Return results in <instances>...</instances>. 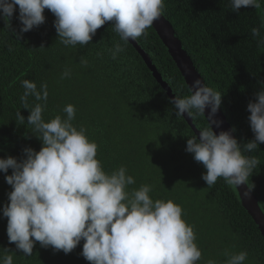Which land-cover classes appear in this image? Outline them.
I'll return each instance as SVG.
<instances>
[{
	"label": "trees",
	"instance_id": "1",
	"mask_svg": "<svg viewBox=\"0 0 264 264\" xmlns=\"http://www.w3.org/2000/svg\"><path fill=\"white\" fill-rule=\"evenodd\" d=\"M232 11L230 0H164L163 15L205 85L222 94L220 108L242 153L258 160L247 184L264 212V143L244 153L245 144L255 138L247 106L264 89V46H258L251 33L261 24L264 3L259 10ZM43 14L45 23L19 39L18 6L9 25L0 19V158L12 156L19 161L24 158L22 149H41L38 134L27 125L30 113L20 101L21 81H33L38 87L47 83L45 121L56 115L66 117L62 109L74 105L73 124L86 128L89 139L97 143V159L106 172L124 166L136 181L129 190L148 184L153 199H171L182 207L183 219L195 226L202 251L197 264L208 259L224 264L226 249L247 251L245 264H264V235L243 207L235 186L218 178L208 187L201 178L206 169L185 150L187 139L195 133L184 117L175 115L170 98L136 48L128 42L117 59L111 58L108 49L120 42L112 22L99 28L88 45L65 47L58 41L54 14L47 9ZM146 31L147 36L136 41L175 96H189V87L156 31L153 27ZM82 58L87 59V67L80 64ZM65 70L70 75L61 79ZM18 111L25 123L17 118ZM192 119L199 130L207 126L204 116ZM4 175L0 173V256L7 249L15 253L13 264H90L81 255L84 241L69 254L36 242L30 257L8 242L2 209L12 188Z\"/></svg>",
	"mask_w": 264,
	"mask_h": 264
},
{
	"label": "clouds",
	"instance_id": "2",
	"mask_svg": "<svg viewBox=\"0 0 264 264\" xmlns=\"http://www.w3.org/2000/svg\"><path fill=\"white\" fill-rule=\"evenodd\" d=\"M230 3L232 12H238L248 7L259 10L264 0ZM16 6L21 24L17 39L45 23V9L54 14L58 41L65 47L88 45L99 28L112 22L120 41L108 49L113 60L125 51L124 44L147 36L146 30L164 14V0H0V19L5 24H10ZM261 29L264 16L261 24L251 29L258 46H264ZM80 64L87 67V59L82 58ZM69 75L70 70H65L61 79ZM21 85L24 92L20 101L30 113L27 125L38 134L35 136L42 147L38 152L31 147L22 149L24 158L19 161L12 156L0 158V173L12 188L7 193L9 203L2 209L10 244L30 257L36 242L42 248L69 254L84 241L81 255L90 264H197L201 260L195 226L183 219L179 204L153 199V188L148 184L129 190L135 178L124 166L110 173L104 170L97 159V143L89 139L86 128L73 124L74 105L62 109L66 117L56 115L46 122L47 83L38 87L25 79ZM190 92L185 98L175 96L170 103L178 117H205L206 108L210 109L207 126L198 136L187 139L185 149L206 169L201 178L208 187L218 178L228 186L245 185L258 160L244 155L230 132L214 133L212 126L220 128L223 123L214 118L222 94L200 79L193 80ZM247 111L255 138L245 144L244 153H252L264 143V89L255 94ZM16 116L25 123L20 111ZM9 169L11 175L7 174ZM244 194L251 198V192ZM14 255L5 249L0 264H13ZM223 255L224 264H245L248 258L247 251L226 249ZM205 264L218 262L208 259Z\"/></svg>",
	"mask_w": 264,
	"mask_h": 264
},
{
	"label": "water",
	"instance_id": "3",
	"mask_svg": "<svg viewBox=\"0 0 264 264\" xmlns=\"http://www.w3.org/2000/svg\"><path fill=\"white\" fill-rule=\"evenodd\" d=\"M154 30L156 31L157 35L161 39L163 45L167 48L169 55L175 62L177 68L179 69L181 75L183 76L187 86L189 87L195 79H200L202 83L205 85L204 79L201 77L199 72L197 71L196 67L194 66V63L191 59V57L188 55L186 50L184 49L182 42L179 40V38L176 37L175 31L173 29V26L171 23L165 18L163 15L161 18H159L157 21H154V24L152 26ZM139 52V54L142 56L144 62L146 63L147 67L153 74L154 78L157 80V82L162 86L164 91L167 93L170 100L174 99L175 94L172 92V89L169 87L168 83H166L163 80L162 75L158 72L155 65L152 63V60L150 59L149 55L141 48V46L138 44V42L129 41ZM210 109L205 110V118L207 120V116ZM184 119L188 123V125L191 127L195 135L198 136V131H200L196 124L194 123L192 117L189 118L187 114H184ZM218 121H222V126L220 128L215 127V125L212 126V129L215 134H219L221 131H228L231 133L233 138L236 139L234 135V131L230 124L227 121L226 116L224 115L221 108L216 113V116L214 117ZM239 198L241 200V203L243 207L247 210V212L250 214V216L253 218L255 223L258 225L259 229L261 230L262 234L264 235V212L262 211L258 198L255 196L253 191L249 188L248 184L241 186H235ZM249 191L251 192V198H247L245 196V192Z\"/></svg>",
	"mask_w": 264,
	"mask_h": 264
}]
</instances>
